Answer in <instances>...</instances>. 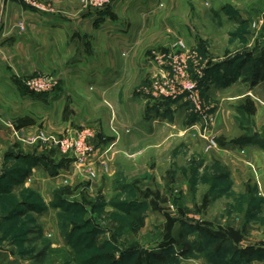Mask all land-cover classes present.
I'll use <instances>...</instances> for the list:
<instances>
[{"label": "rangeland", "instance_id": "obj_1", "mask_svg": "<svg viewBox=\"0 0 264 264\" xmlns=\"http://www.w3.org/2000/svg\"><path fill=\"white\" fill-rule=\"evenodd\" d=\"M7 1L26 5L0 0V13ZM34 1L36 11L99 13L100 22L130 13V0L101 8L70 0V11L68 0ZM154 4L147 28L161 36H142L145 72L128 91L142 111L177 115L164 135L179 137L166 149L147 137L127 146L129 131L114 119L103 120L108 136L76 123L83 90H71L59 69L13 67L14 53L0 48V264H264V178L262 189L250 173L233 179L215 154L232 156L243 143L264 152V79L244 78L257 61L264 66V0ZM49 75V92L26 85ZM61 89L64 99H53ZM82 129L93 132L95 151L80 162L57 140Z\"/></svg>", "mask_w": 264, "mask_h": 264}, {"label": "crops", "instance_id": "obj_2", "mask_svg": "<svg viewBox=\"0 0 264 264\" xmlns=\"http://www.w3.org/2000/svg\"><path fill=\"white\" fill-rule=\"evenodd\" d=\"M69 2L70 0L66 4L68 11L71 7ZM154 3L155 0H130L127 7L130 13H126L127 17L114 14L112 20L105 18L101 23L98 19L103 16H99V13H93V16L86 13L36 11L17 1H7L0 13V48L7 53H14L13 67L59 69L63 82L71 90H83V94L76 95V101L85 102L74 114L76 123L97 124L102 133L108 136L109 129L102 125L103 120L105 123L107 119H114L118 126L129 131L124 133L127 134L124 137L127 146L138 143L141 137H147L152 138L149 139L152 147L166 149L171 146L173 137H179L177 132H174L175 136L164 135L170 129L166 125L167 121L176 122L177 115L174 120H169L162 115L161 109L152 107L148 111H142L140 104L135 107L137 97L128 91L145 72V44L142 36L147 33L160 35L158 31L157 34L151 33L153 30L147 28L146 21L158 15L148 13ZM18 22L24 23V31L18 30ZM165 36L164 34L163 37ZM125 52L127 55H124ZM122 92L124 102L122 100L121 106L115 103V93L119 95ZM63 94L64 89H61L53 93L52 97L55 99L62 95L60 99H64ZM42 95L33 94L32 102L43 103L40 100L46 98ZM119 142L116 143L117 147ZM233 151L235 153L232 156L223 151L215 153L220 158L219 162L227 168L228 175L237 179V175L250 173L254 175L258 189H262L263 150L243 143ZM118 154L115 155L114 165L115 162L118 164L117 157L122 155ZM144 163H148L147 159ZM243 177L242 180L245 179Z\"/></svg>", "mask_w": 264, "mask_h": 264}, {"label": "built area", "instance_id": "obj_3", "mask_svg": "<svg viewBox=\"0 0 264 264\" xmlns=\"http://www.w3.org/2000/svg\"><path fill=\"white\" fill-rule=\"evenodd\" d=\"M21 1H24V3L29 7L41 10L40 6H38L34 0H21ZM83 1L84 4L90 3L93 4L92 6L94 7L101 8L104 7V4L108 0H83ZM179 43L180 45L183 46V43L181 42ZM49 78L50 79L46 78L45 76H40L38 79H34L37 80L35 85L32 83V81L34 80L29 81L28 83H26V85L30 90L34 91L35 93L49 92L52 90L51 87L56 84L55 82L54 85H52L53 83L51 80H53L54 77H51L49 75ZM164 91H165L164 89H160L158 92L163 93ZM92 137H93V132L91 130L82 129L76 131L73 136L66 137L62 140L59 139L57 140V142L59 143L60 148L63 152L69 151L70 157L79 160L80 162H83L94 154L95 145L91 142Z\"/></svg>", "mask_w": 264, "mask_h": 264}, {"label": "trees", "instance_id": "obj_4", "mask_svg": "<svg viewBox=\"0 0 264 264\" xmlns=\"http://www.w3.org/2000/svg\"><path fill=\"white\" fill-rule=\"evenodd\" d=\"M244 62H242V63H240V64H238L237 66H236V68L237 69H239V71L241 72V70H243V66H244V64H243ZM226 64H228V63H226ZM244 78H250V81H251V84L252 85H255V84H257L258 83V81H260L261 79H264V66H261L260 65V62H258L257 61V63H256V65H254V67H253V73H252V77H248L247 76V72H245L244 73ZM245 80V79H244ZM247 80V79H246ZM247 142H250L249 141V139H245ZM16 157H17V155H15ZM20 157H22V156H20ZM23 170V172L20 174V176H24L27 172H26V169H22ZM17 173V172H16ZM15 176V175H14ZM131 204H124V205H122V209L125 211V212H130L129 210H130V208L132 207V206H130ZM22 212V209H21V205L19 204L16 208H14L13 210H12V212H11V214L10 215H16L17 213H21ZM128 252H130V253H128V255L129 254H131V255H133V254H136L135 253V251H128ZM127 254V253H126Z\"/></svg>", "mask_w": 264, "mask_h": 264}]
</instances>
